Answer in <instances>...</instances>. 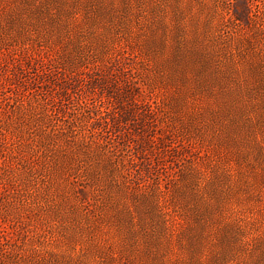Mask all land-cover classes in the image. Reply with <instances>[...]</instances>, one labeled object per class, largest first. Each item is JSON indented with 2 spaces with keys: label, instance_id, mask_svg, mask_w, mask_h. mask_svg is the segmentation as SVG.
Masks as SVG:
<instances>
[{
  "label": "rangeland",
  "instance_id": "rangeland-1",
  "mask_svg": "<svg viewBox=\"0 0 264 264\" xmlns=\"http://www.w3.org/2000/svg\"><path fill=\"white\" fill-rule=\"evenodd\" d=\"M1 207L26 264H264V0H0Z\"/></svg>",
  "mask_w": 264,
  "mask_h": 264
},
{
  "label": "trees",
  "instance_id": "trees-1",
  "mask_svg": "<svg viewBox=\"0 0 264 264\" xmlns=\"http://www.w3.org/2000/svg\"><path fill=\"white\" fill-rule=\"evenodd\" d=\"M2 212L0 214V264H26L22 257H10L14 256V252H12L11 236H8L9 232L3 227V224L7 222L6 212Z\"/></svg>",
  "mask_w": 264,
  "mask_h": 264
}]
</instances>
